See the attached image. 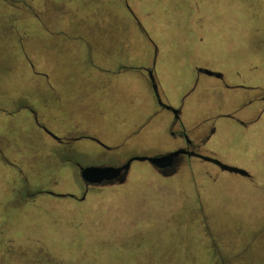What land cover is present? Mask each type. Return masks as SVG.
<instances>
[{"label": "rangeland", "instance_id": "374dc122", "mask_svg": "<svg viewBox=\"0 0 264 264\" xmlns=\"http://www.w3.org/2000/svg\"><path fill=\"white\" fill-rule=\"evenodd\" d=\"M263 108L264 0H0V264H264ZM183 130L253 177L135 160L81 200Z\"/></svg>", "mask_w": 264, "mask_h": 264}, {"label": "water", "instance_id": "95a60500", "mask_svg": "<svg viewBox=\"0 0 264 264\" xmlns=\"http://www.w3.org/2000/svg\"><path fill=\"white\" fill-rule=\"evenodd\" d=\"M202 71L208 75H214V76H220L221 74L218 72H214L211 70L207 69H202ZM150 77L152 80H154L153 73L150 71L149 72ZM154 88H157L156 83H154ZM159 94L157 93V96ZM159 102L166 108L172 109L175 113H177V110L174 109L172 106L167 105L159 99ZM52 137L56 138L57 140H60L59 137H57L55 134L52 132H49ZM181 155H187L189 157H198L201 158L204 161H208L211 163L216 164L219 166L222 170L238 174L239 176H244V177H250L251 174L238 166L231 165L228 163H225L221 161L220 159L214 157V156H208V155H203L200 152L194 151V150H188L185 148H179L177 150H174L169 153L165 154H159V155H154V156H135L131 158L129 161L122 163L120 165H90V166H80V176L81 179L86 183L85 186L89 185H101L104 183L107 184H124L127 181L131 165L133 161L139 160V161H148L150 162L154 167L156 168H167L170 167L174 164L176 159L180 157ZM88 189H86V192L83 194L81 197V200L85 199L86 194H87ZM53 195H57L60 197H75L73 194H55L51 193Z\"/></svg>", "mask_w": 264, "mask_h": 264}, {"label": "flooded vegetation", "instance_id": "af4514ba", "mask_svg": "<svg viewBox=\"0 0 264 264\" xmlns=\"http://www.w3.org/2000/svg\"><path fill=\"white\" fill-rule=\"evenodd\" d=\"M147 71V74H148V78H149V80H150V83H151V86H152V91H153V94H154V96H155V98L157 99V101H158V103L160 104V106L162 107V108H166V107H164L160 102H159V99H160V96L158 95L157 96V93L159 94V91H157L158 90V85H157V82H156V77H155V75H154V69H153V67H150L149 69H147L146 70ZM152 72L153 73V76H154V80H152V78L150 77V74H149V72ZM200 72H203L202 70H200ZM204 73V72H203ZM219 78H223V75H220V76H218ZM154 83H156V85H157V88L155 89L154 88ZM166 109H168V108H166ZM174 109H176V108H174ZM169 110H171L173 113H174V115H175V124H177L178 122H180V115H181V110L180 109H176L177 110V113H175L172 109H169ZM264 112V108H263V110H262V112H261V114ZM31 114H32V117H33V119H34V122L39 126V127H41L42 128V126H41V124H40V120H39V117H38V115H37V113L36 112H34V111H31ZM242 124H244V122H242ZM46 130V132H50L49 130H47V129H45ZM50 134V133H49ZM51 135V134H50ZM181 137H183V139L182 140H185V144H184V146H182V148H185V149H188V150H194V151H197V152H199V144L198 143H204L205 142V140H208L209 138H210V136H207L205 139H200L199 141H194L193 140V138L190 136V133L189 132H187L186 130H183L182 132H181ZM54 139H56V138H54ZM57 140V139H56ZM58 142H61L62 141V139L60 138V140H57ZM182 156V155H181ZM181 156L180 157H178L177 159H176V161L174 162V164L172 165V166H170V167H167V168H156V167H154L153 165V168L158 172V173H160L161 175H163V176H171V175H173V174H175L176 172H177V170L180 168V166H181V164H183L184 162L183 161H181ZM187 156V155H186ZM122 164V163H121ZM118 165H120V164H118ZM131 170V169H130ZM80 178H81V176H80ZM82 180V179H81ZM82 182L84 183V185L83 186H85L86 185V183L82 180ZM116 184H119V183H115V184H113V185H116ZM107 185H110V184H107V183H104V184H101V185H89L88 187L87 186H85V192H86V189H88V191L90 190L89 188L90 187H97V186H107ZM112 185V184H111ZM87 191V192H88ZM84 192V193H85ZM75 198H76V196H75ZM84 200V199H83Z\"/></svg>", "mask_w": 264, "mask_h": 264}, {"label": "crops", "instance_id": "0c3cea01", "mask_svg": "<svg viewBox=\"0 0 264 264\" xmlns=\"http://www.w3.org/2000/svg\"><path fill=\"white\" fill-rule=\"evenodd\" d=\"M134 12V11H133ZM147 69H149V67L148 68H146V70ZM145 70V71H146ZM146 76L148 77V74H147V71H146ZM149 82H150V80H149ZM150 87H151V90L150 91H152V86H151V83H150ZM152 93H153V91H152ZM153 96H154V94H153ZM32 118V121H34V119H33V117H31ZM244 169V168H243ZM245 170H247V169H245ZM250 174H251V176L250 177H247V178H252L253 176V174H252V172L250 171V170H247ZM244 177V176H243Z\"/></svg>", "mask_w": 264, "mask_h": 264}, {"label": "trees", "instance_id": "16d2710c", "mask_svg": "<svg viewBox=\"0 0 264 264\" xmlns=\"http://www.w3.org/2000/svg\"><path fill=\"white\" fill-rule=\"evenodd\" d=\"M220 261H221V262H224V261H225V258H224V257L221 258ZM218 262H219V260H218ZM225 264H226V263H225Z\"/></svg>", "mask_w": 264, "mask_h": 264}]
</instances>
